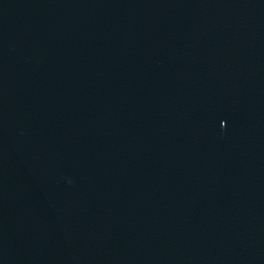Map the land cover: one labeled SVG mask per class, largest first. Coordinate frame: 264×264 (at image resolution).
<instances>
[{
	"label": "water",
	"instance_id": "95a60500",
	"mask_svg": "<svg viewBox=\"0 0 264 264\" xmlns=\"http://www.w3.org/2000/svg\"><path fill=\"white\" fill-rule=\"evenodd\" d=\"M0 264H264V0H0Z\"/></svg>",
	"mask_w": 264,
	"mask_h": 264
}]
</instances>
